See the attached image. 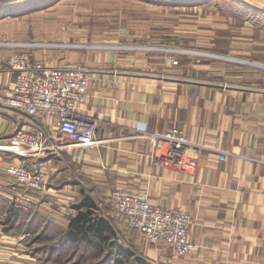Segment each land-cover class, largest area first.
I'll return each instance as SVG.
<instances>
[{
    "label": "crops",
    "instance_id": "0c3cea01",
    "mask_svg": "<svg viewBox=\"0 0 264 264\" xmlns=\"http://www.w3.org/2000/svg\"><path fill=\"white\" fill-rule=\"evenodd\" d=\"M6 1L11 2L0 4ZM244 2L264 10V0ZM15 51L0 47V98L17 74L6 68ZM133 53L74 50L56 52L54 61L41 51L33 55L91 69L80 112L96 119L99 142L25 157L28 168L36 163L52 168L46 189L36 192L5 172L6 164L18 159L0 151V264H41L28 250L38 244L34 234L45 222L51 234L65 229L83 193L112 219L109 195L115 188L146 191L152 203L181 207L192 216L188 239L195 248L190 253L176 255L137 231L130 239L121 236L136 255L149 261L167 258L168 264H264V75L259 82L222 86L185 78L188 66H166L161 54ZM38 127H48L53 140L62 141L50 119L0 105V142L19 129L35 132ZM140 127L179 128L206 148L193 168L164 165L151 141L135 136ZM219 150L228 153L225 160L219 159ZM17 209L27 212L24 225L6 227ZM38 216L42 224H36Z\"/></svg>",
    "mask_w": 264,
    "mask_h": 264
},
{
    "label": "rangeland",
    "instance_id": "374dc122",
    "mask_svg": "<svg viewBox=\"0 0 264 264\" xmlns=\"http://www.w3.org/2000/svg\"><path fill=\"white\" fill-rule=\"evenodd\" d=\"M0 47L32 58L41 51L51 61L56 52L74 50L157 53L166 66H188V79L222 86L259 82L264 10L241 0H11L0 6ZM115 231L121 243V236L132 238L130 229ZM149 262L168 264L167 258Z\"/></svg>",
    "mask_w": 264,
    "mask_h": 264
},
{
    "label": "built area",
    "instance_id": "2783aa9c",
    "mask_svg": "<svg viewBox=\"0 0 264 264\" xmlns=\"http://www.w3.org/2000/svg\"><path fill=\"white\" fill-rule=\"evenodd\" d=\"M172 61L170 56L165 64ZM6 68L17 74L11 90L0 98V105L50 119L62 138L61 142L54 141L48 127H38L35 132L19 129L0 142L1 152L18 159L7 163L5 172L24 187L42 191L46 189L52 169L44 163L28 168L25 157L60 151L72 144L94 147L99 142L96 119L80 112L86 100L91 69L81 64H51L45 57L33 59L22 52L12 53ZM135 136L149 139L156 155L162 158L161 162L174 168L178 165L195 167L206 148L179 128L160 131L140 127ZM218 153L219 159L227 158L226 151L219 150ZM109 198L115 210L112 219L121 228L140 232L151 243L167 245L176 255H185L195 248L188 239L192 222L188 210L154 204L146 191L131 193L125 188H115Z\"/></svg>",
    "mask_w": 264,
    "mask_h": 264
},
{
    "label": "trees",
    "instance_id": "16d2710c",
    "mask_svg": "<svg viewBox=\"0 0 264 264\" xmlns=\"http://www.w3.org/2000/svg\"><path fill=\"white\" fill-rule=\"evenodd\" d=\"M244 1V0H243ZM77 204V213L70 217L67 226L57 233H49L48 223L37 217L43 225L30 245L29 253L37 256L40 263L55 262L56 264H152L145 258L126 247L115 238V226L110 219L96 210V202L87 194ZM27 212L17 209L6 227L24 225ZM53 226V225H52ZM25 232L27 228L23 227Z\"/></svg>",
    "mask_w": 264,
    "mask_h": 264
},
{
    "label": "water",
    "instance_id": "95a60500",
    "mask_svg": "<svg viewBox=\"0 0 264 264\" xmlns=\"http://www.w3.org/2000/svg\"><path fill=\"white\" fill-rule=\"evenodd\" d=\"M46 45H48V44H46Z\"/></svg>",
    "mask_w": 264,
    "mask_h": 264
}]
</instances>
